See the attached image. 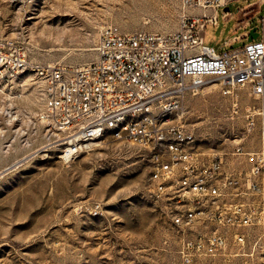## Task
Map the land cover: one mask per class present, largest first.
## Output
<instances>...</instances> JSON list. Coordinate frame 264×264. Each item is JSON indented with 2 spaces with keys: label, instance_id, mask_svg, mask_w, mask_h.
Returning <instances> with one entry per match:
<instances>
[{
  "label": "rangeland",
  "instance_id": "374dc122",
  "mask_svg": "<svg viewBox=\"0 0 264 264\" xmlns=\"http://www.w3.org/2000/svg\"><path fill=\"white\" fill-rule=\"evenodd\" d=\"M187 15L202 19L204 42L221 52L242 47L252 27L262 32L264 0H0V38L21 47L29 63L0 86V264H264V214L254 226L223 228V253L181 259L185 240L211 226L174 225L172 215L187 205L176 203L171 188L159 197L149 191L145 151L107 131L65 156L73 132L38 117L45 81L36 65L93 61L104 25L168 33ZM223 88L207 78L188 89L181 121L198 148L222 155L225 168H247V156L232 151L237 143L257 149V125L247 131L245 118L255 99L247 88ZM95 202L100 212L90 211ZM234 232L244 234L243 246L232 242Z\"/></svg>",
  "mask_w": 264,
  "mask_h": 264
},
{
  "label": "built area",
  "instance_id": "2783aa9c",
  "mask_svg": "<svg viewBox=\"0 0 264 264\" xmlns=\"http://www.w3.org/2000/svg\"><path fill=\"white\" fill-rule=\"evenodd\" d=\"M201 22L187 15L168 33L124 32L104 25L93 61L35 66L45 81L39 120L49 128L73 132L63 142L65 156L89 148L104 126L117 121V114L150 108L147 119L125 123L120 134L113 135L146 152L153 195L163 196L171 188L176 203L187 205L172 215L175 226L184 231L196 220L210 223L203 236L185 240L181 259L223 253L228 242L223 228L254 226L264 214V24L256 39L218 52L204 42ZM26 64L21 47L0 38V86ZM207 78L219 79L224 94L247 88L255 99L246 107L245 118L247 131L257 125V149L247 152L237 143L232 151L247 156V168H225L222 155L198 148L194 132L181 121L184 93L201 87ZM161 108H169V115L161 116ZM81 135H88V142H81ZM90 211L100 212V203H93ZM232 242L243 246L244 234L234 232Z\"/></svg>",
  "mask_w": 264,
  "mask_h": 264
},
{
  "label": "bare ground",
  "instance_id": "6f19581e",
  "mask_svg": "<svg viewBox=\"0 0 264 264\" xmlns=\"http://www.w3.org/2000/svg\"><path fill=\"white\" fill-rule=\"evenodd\" d=\"M168 115L169 108H161V116ZM148 116H150V108H139L133 115L129 113L117 114V121L104 126L102 128V135L107 131H110L112 134H120L121 130L125 127V123L139 124V122L147 119ZM81 142H88V135H81Z\"/></svg>",
  "mask_w": 264,
  "mask_h": 264
},
{
  "label": "water",
  "instance_id": "95a60500",
  "mask_svg": "<svg viewBox=\"0 0 264 264\" xmlns=\"http://www.w3.org/2000/svg\"><path fill=\"white\" fill-rule=\"evenodd\" d=\"M258 31H257V28L256 27H252L249 32H248V35H247V41H251V40H254L258 37Z\"/></svg>",
  "mask_w": 264,
  "mask_h": 264
},
{
  "label": "crops",
  "instance_id": "0c3cea01",
  "mask_svg": "<svg viewBox=\"0 0 264 264\" xmlns=\"http://www.w3.org/2000/svg\"><path fill=\"white\" fill-rule=\"evenodd\" d=\"M248 33V32H247Z\"/></svg>",
  "mask_w": 264,
  "mask_h": 264
}]
</instances>
